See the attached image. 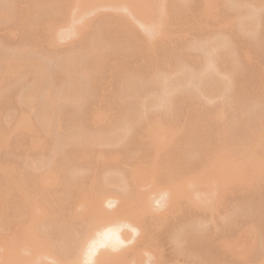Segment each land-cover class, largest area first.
Wrapping results in <instances>:
<instances>
[{"label":"rangeland","instance_id":"obj_1","mask_svg":"<svg viewBox=\"0 0 264 264\" xmlns=\"http://www.w3.org/2000/svg\"><path fill=\"white\" fill-rule=\"evenodd\" d=\"M65 1L68 0L56 3L51 0H0V57L10 62L28 57L45 69L43 72L41 68L45 78L42 76L40 81L41 84L44 79L45 87L42 83L34 102L24 103L25 92L38 83L39 75L32 71L34 75L25 72L21 78L3 84L0 90V186L12 175L19 180V187L11 188L5 199H11L14 208L22 193H31L32 199L41 200L43 208L47 207L45 212L49 215L45 214L43 219L27 215L23 220L24 231L32 233L33 225L41 233L42 240L55 244L51 248L56 253L64 251L68 245L73 249L80 227L75 232L74 229L79 222L64 209L69 202L66 197L75 196L78 183L86 184L85 189L88 182L92 183L85 195L97 198L101 207L114 210L120 206V199L106 207V197L116 193L126 196L130 186L126 181L127 185H123V181L132 183L131 174H137L156 158L166 168L157 174H145L137 189V198L147 197L152 206L148 213L139 217L135 233L128 226L122 227L128 239L124 236L125 244L110 250L113 255L124 259L128 257V247L138 246L140 259L135 264H264V158H253L264 157V134L261 139L253 137L264 127V2L257 5L255 0H216L217 12L221 15L217 14L216 20L210 17L211 20L198 22L190 17L189 8L194 0H162L163 6L168 7L165 12L171 17L165 15L169 38L166 33L162 41L157 39L160 44L154 41L153 49L142 47L140 51L135 41L120 29V24L113 23L128 13V19L133 21L128 0H123L125 4L122 5L126 7L116 8L105 2L89 10L77 9L76 3V7L68 4L69 7L64 8ZM169 9L172 14L168 13ZM248 14H256L254 18H260V24L248 29L250 31L239 32V23ZM185 15L191 19L187 20ZM168 18L174 19L171 25ZM47 19L56 22L53 35L44 32ZM73 19L83 25L79 32ZM134 22L136 31L144 34L141 24ZM152 22L150 27L154 34L156 21ZM69 23L71 27L73 24V29ZM50 35L55 36V41L48 38ZM89 43L95 46L90 44L89 47ZM242 49L249 53L247 59L242 58L241 52L245 51ZM209 61L212 69L204 66ZM201 65L206 67L202 76L198 75L196 81L191 77L194 80L190 84H195V88L186 84L187 87L182 88L186 72L191 71V66L198 69H193L194 74L201 72ZM177 71L181 76L183 73V79L177 76ZM163 74L164 77L167 74L168 79L162 77ZM173 74L176 80L177 77L182 80L180 91L177 92L179 87L175 91L170 89L174 92L160 99L163 103L169 96V103L173 102L169 105L167 101L162 105L158 102L161 106H155L157 102L154 101V106L151 103L148 108L143 105L150 97L156 100L160 80L171 82ZM210 78L215 92L198 94L195 89ZM75 80L81 85L83 98L72 105L75 103L61 97L65 85ZM133 88L140 94L135 100L127 96L133 95L132 91L129 93ZM45 90L54 94L52 101L44 99L45 93L41 92ZM150 93L146 97L145 94ZM141 105L144 108H140ZM44 109L54 116L50 125H45L39 117ZM156 121L168 124L170 135L167 145L160 144L153 149L147 141L144 125L155 128L159 125ZM114 124L113 132L116 130L117 135L123 134V137L111 134ZM80 131L88 137H99V142L72 139L62 144L72 132ZM190 139L195 142L187 148L185 142ZM100 150L113 157L100 160L97 158ZM221 152H228L231 160H244L247 164L253 158V163L249 168L235 163L236 182L225 181L203 189L201 183H196L199 171L211 169L213 174ZM50 168L60 178L57 184L42 190L34 185L35 175ZM166 184L177 189L171 198L162 195ZM187 186L195 192L179 191ZM196 195L199 198L195 199ZM10 214L9 219L14 216ZM11 232V228H0V235L5 237V240L0 239V262L3 248L14 241ZM68 232L74 239V234L77 235L71 241L73 246ZM236 241L240 247L236 246ZM20 242L23 243L19 257H23L29 251L24 249L25 241ZM152 244H157L156 251H151ZM69 248L62 251L64 256L67 251L70 255ZM45 261L51 262L48 258Z\"/></svg>","mask_w":264,"mask_h":264},{"label":"bare ground","instance_id":"obj_2","mask_svg":"<svg viewBox=\"0 0 264 264\" xmlns=\"http://www.w3.org/2000/svg\"><path fill=\"white\" fill-rule=\"evenodd\" d=\"M51 1L53 3L59 2V0H51ZM73 1H72V5H71V0L63 2L64 8H65V6L67 8V6L69 4L70 6H74V7L77 6L78 7L77 9H81V10L83 9L84 10V8H86L87 10H89V9H92L90 7H94V8L96 7L97 8V7H100V5H102L103 3L105 4V2H106V4L109 3L110 6H114L117 8V7L124 6L122 4H125L123 2L126 0H124V1L123 0H79L80 2L77 0H73ZM136 1L138 2L137 4H135V0H128L129 3H127V5L130 4L132 6L131 10H133V12H130L131 14H134L133 15L134 18L131 19V20H133L132 22L130 21V19H128L130 16V14L128 13L129 16L126 14V17L124 16V18L119 17L120 18L118 20L119 22H117V20H114L113 23H115V24L119 23L120 24L119 27H120V29H122L123 33L126 32L128 38L133 39L135 41L136 49L139 48L140 51H142L141 48L145 47L146 49L150 50V48L153 46V44H155L154 41L156 40L155 41L156 43L159 42V41H157V39L158 40L160 39L162 41L161 38L165 37V35L167 33V31H166L167 20H166L165 15L168 16V14L165 11H167L168 7L166 8L167 5L163 6L162 0H136ZM255 1H256L257 5H261L260 3L264 2V0H255ZM78 2H79V4H77ZM74 3H76V6L74 5ZM164 4H165V2H164ZM216 6H217L216 0H194L193 5L190 7L191 10L189 8V11L191 12L190 17L192 18V20L193 19H195V21L198 20V22L199 21L200 22L201 21H208L211 19L213 20V18H214V20H216L215 18H217L219 16V15L217 16V14H220L219 12H217V10L219 11V9H217L218 7H216ZM74 7H73V10H74ZM124 7H126V6H124ZM168 13L172 14V12H170V9L168 10ZM184 14H186V12ZM189 15H190V13H189ZM250 15H252V14H248L247 15L248 17L246 19H245L246 15H244V17L242 18L243 20L241 19V22L239 23V30H241V31H239V32H242V33H243V31L247 32V31H250L248 29H250L251 27L253 28L255 26H259L258 24H260L261 19L258 18L260 21L255 19L254 16L256 14H253L254 16H250ZM63 16H65V15H63ZM169 16H170V14H169ZM172 17L174 18V16H172ZM185 17H186V15H185ZM190 17H188V18H190ZM210 17H211V19H209ZM255 17L257 18V16H255ZM110 18L112 19L113 17H110ZM131 18H132V16H131ZM169 18H171V17H169ZM169 18H168V20H169L168 22H170V25H171V23H172L171 20L174 21L175 18L171 19V20ZM188 18L186 17L187 20H188ZM248 18H252V19H248ZM51 20H53V19H50V21H48V19L46 20V22L44 24L45 25L44 28L46 29V31H44V32H46V34L51 33L53 35V30H54V26H55L56 22L54 23ZM64 20H66V19H64ZM152 20L156 21V23H155L156 24V28H155L156 32H154V34H153V31L151 30L152 28L150 27V24L153 25ZM74 21H75V19L72 20V23ZM134 21H136L139 25L141 24V27H142L141 32H143V30H144V32H145L144 34L140 33V30L136 31V28H135L136 26L134 27V25H135ZM76 24H77V22H76ZM71 25H72V27L70 26V23H69V26L73 29L74 26H73V24H71ZM78 25L83 26L82 24L75 25L76 30L79 28V30L77 32H79L81 29V26L77 27ZM167 26L170 27L169 24ZM254 29L251 31H254ZM156 35H158V36H156ZM166 36L168 37V33ZM170 36H171V33H170ZM49 37H50V39H53L55 41V38H54L55 36L53 37L50 35V36H48V38ZM164 42H162L161 44L164 43V45H165L166 39H164ZM90 44L91 43H89L88 46ZM159 44H160V42H159ZM91 45L95 46V44H93V43ZM130 45L132 46V44H130ZM211 45H213V44H211ZM97 46L98 45H96V47ZM214 47H215V45H214ZM91 48H92V46H91ZM242 48H243V46H242ZM94 49H92V50H94ZM99 49H102V48L99 47ZM151 49H153V48H151ZM245 49H247V48L245 47ZM245 49H242V50H245ZM143 50H144V48H143ZM247 51H249V48ZM247 51L245 50V51L241 52L242 53L241 56H243L242 58L247 59L249 57V53ZM23 58H25V59H23ZM23 58H22L23 60L22 59H20V60L15 59L14 61L12 59L13 62L12 61L10 62L9 60H7L8 58L4 59V58L0 57V90H1V86L3 84H5L6 82L10 81L11 79H15V78H19V77L21 78L23 73L25 74V72L28 73V72L32 71L35 75H37V76L39 75V77H38V81L36 79V82H38V83L35 86H33V84L35 82L32 81L33 87L29 91L25 92V97H24L25 102L24 101L23 102L25 104H27V103H31L33 99L35 100L34 97H35L36 93H38V91H40L39 90L40 86H42V85L44 86V82H43L44 79L42 80V83H43V84L41 83L42 85L40 84V81H41L42 76H43V78H45V76H44L45 74L43 75V73L41 71L42 70L41 68L43 67V65L41 66L39 63L35 62V60L34 61L31 60V58H28V57H23ZM62 62H63L62 64H65V61H62ZM208 65L210 67V65H212V63L210 61L207 65H205V63H204V66H206V67ZM201 66H203V65H201ZM204 66H203V68H201L202 69L201 72H199V71L196 72L197 75L194 74L193 72H195V70H198V69H196V66H191L192 67L191 69H189L190 67L187 68L191 71L186 72L187 75L184 73L187 76V77L184 76V78L186 77L185 79H183V73L181 76L178 71H177L178 72L177 76L180 75V78L182 77L181 79H183V81H184L183 85L184 84H186L187 86L191 85V86H194V88H195V84L194 85H193V83L190 84V81H192L194 79H195L194 81H196V77H198V75L204 73V71L206 69V67H204ZM209 67H207V68L209 69ZM193 69H195V70H193ZM44 70L45 69L43 67V72H44ZM185 71H182V72H185ZM32 72H30V73L32 74ZM34 74H32V75H34ZM174 75L176 76V74H173V76ZM192 75H194V76H192ZM169 76H172V75H169ZM175 76L173 79L176 78ZM200 76H202V75H200ZM200 76H199V79H200ZM162 77H164V74L162 75ZM167 77H168V75L165 74L164 78H167ZM191 77H193L194 79ZM167 79L165 80L162 78V80H160L162 83H160L159 86L157 85V87H158L156 89L157 95H155L156 100L155 99L150 100V98H151L150 97L149 101H146V103L143 104V101H144L143 100L141 104L146 105L147 108L151 106V105L148 106L151 103L153 104L152 106H154V104L156 102L157 103L155 104V106L157 104L160 105L159 104V103H161L160 99L164 98L163 95H165V98H166V93L168 94V92H169V94H170L171 92H174L175 89H177L179 86L182 85L181 84L182 80L178 79V77H177L178 81L176 79L173 81V79L170 78L171 82H169ZM180 80H181V82H180ZM200 80H198V81H200ZM12 81H14V80H12ZM73 81H71L67 85H65V87L63 89L64 90L63 95L61 98L64 99V101H66V102L69 101L70 103H75L72 105H76L78 103V100H80V98L82 97V95H81L82 91H80L81 85L79 84V81L75 80L77 83L73 82ZM210 81H211V78L206 82L205 85L202 84V86L200 85L199 87L197 86V83H196V88L197 87L198 88L195 89V91L197 90L198 94H200V95H202V94L207 95V94H211V93L215 92V90H214L215 88L211 87ZM183 85H182V88H184L186 86V85H184V86ZM124 86H126V85L124 84ZM180 88L181 87L178 88L177 92L180 91L179 90ZM28 89L29 88H27V90ZM133 89L134 90H130V91L127 90V91H129V93L132 91V93L134 95V92L136 89L135 88H133ZM170 89H172L174 91L171 90V92H170ZM156 90H155V92H156ZM49 91H50V88H49ZM49 91L45 90V92L44 91L41 92V93H45L44 99L47 102H49L50 100L52 101V99H53L52 96L54 95V94L52 95L51 92H49ZM152 93H154V92H152ZM38 94H40V92ZM127 94H128V92H127ZM136 94H137V91L135 92V95ZM138 94H139V92H138ZM138 94H137V96H135V95L133 96L130 94H128L127 96H129L128 98L134 97L133 100H135L137 97H139ZM145 95L147 97V95H151V93L145 94ZM36 97H37V95H36ZM168 97L169 96H167V99H168ZM144 98L145 97H143V99ZM167 99L165 101L163 100L162 102L165 104L167 101L168 105L171 102H173V101H171L169 103V99L168 100ZM34 100H33V102H34ZM146 100H148V99H146ZM139 101H140V99H139ZM154 101H156V102H154ZM163 103H161V105ZM143 105H141V107L140 106L139 107L142 108ZM143 108H144V106H143ZM41 110H43V108ZM44 110L45 111H42V113H40L39 117L41 118L42 122L45 125H50L51 120L53 119L51 117H54V116L53 115L50 116L51 114L49 113L48 109L47 110L44 109ZM24 118H25V116H24ZM37 118H38V116H37ZM40 118H39V120H40ZM209 118H212V116L209 115ZM158 122H160V121H158ZM161 122L163 124V121H161ZM124 123L128 124V122H124ZM158 124L159 125H156L155 128L150 127V125H147V124L144 125L145 131L144 130L143 131L146 133V134L145 133L144 134L146 135V137L148 139L147 141L153 149L157 148V146L160 144L167 145V143L169 142V135H170L169 128L170 127H168V124H164V125H161V123H158ZM116 127L119 128V126H117V125H116ZM125 127L126 126H124V128ZM121 128L122 127H120V129ZM124 128H122V130ZM114 129H115V124L112 125V131L111 132H113ZM78 130H79V128H78ZM259 130L260 131L257 130L255 135L253 136L256 139H261L263 137L264 127L263 128L261 127ZM117 132H119V131H117ZM74 133L72 132L70 135H68V137L66 138V141L64 139V141H62V144L65 145V144L69 143L70 141H72V139H84V140L88 139L87 141L94 142V143L99 142V140H100L99 137L97 139L95 137L94 138L88 137L85 133H84L85 135H83V133H81V131L78 133H75L76 135H74ZM111 134L116 135V137L118 136L117 135L118 133H116V130ZM120 135L121 134H119V136ZM121 136L123 137V134ZM113 137H115V136H113ZM67 139H71V140H67ZM115 139H117V138H115ZM102 140H103V138H102ZM194 142H195V139H190V140L185 142V144H186L185 146L187 148H190ZM255 146H256V143H255ZM183 149H185V148H183ZM111 155L112 154H109L106 152L103 153L100 150L97 153V158H99L100 160L109 159L111 157ZM258 156L253 157L254 160H257V159L259 160V159L264 158L263 156L262 157H258ZM112 157H113V155H112ZM178 157L180 158L179 154H178ZM253 158L247 164L244 160H238V159L231 160L228 152H221L219 165L213 170V174L210 171L211 169H208L207 170L208 172H206L204 170L199 171L200 174L196 178L197 179L196 183H201V185H203L205 187L203 189H206V188H210L212 186L218 185L219 183H225V181H227L229 184L233 183L234 181L236 182L238 171L234 167L235 163L236 164L241 163L243 165L245 164V166L246 167L248 166L247 168H249L251 166V164L253 163ZM152 160H154V159H152ZM155 160H156V158H155ZM155 160L151 164L149 163V165H147L144 169L139 170L137 172V174H135V175L131 174V177H133L132 183L131 182L128 183V181L126 179L125 180L123 179L124 184L123 183L122 184L123 185L128 184L130 186V187H127L130 189H129V192H127L126 196L116 193L112 196L110 195L109 197H106L107 198V200H105L106 207L112 205L114 203L115 199H120V201H121L120 206L114 210H108L105 208V206H104V208L101 207L100 205H98L97 198H89L85 195L87 189L90 187V185L92 183L90 184V182H88L90 185L89 184L87 185V189H85L86 184L84 186L83 182H81L83 186L80 183H78L79 187L75 186L76 188H78L77 190L74 188V190H76L75 196L74 195L72 196L70 194L69 195L70 198L66 197L67 202H68V200H69V202L67 203V205L65 202V205L67 206V208L64 210H66L69 213L71 218H73L74 220H77L79 222L78 226L74 229V232L78 227H80L79 228L80 231H78L79 229L77 230L79 232V236H78V239L76 240L75 245H74V242H71V241H73L77 238V235L75 236L76 233L74 234V237H75V239H74V238H72L73 234H70L68 232L69 233L68 238H69V235H71L70 238H72V239L70 240V242H71L72 246L73 245L74 246H73V249L69 248L71 245L64 247V248H66L64 251H66L67 248H69L71 253L73 252L71 254L69 251L70 255H67V253H68V251H67V253H65L66 254L65 256L63 254V252H64L63 250H61V251L57 250L60 253L59 252L56 253V251L54 252L52 248H53V246H55V244L54 245L50 244V242H48L49 240L48 241L45 239L42 240L43 238L42 239L40 238V236H42L41 233H39L38 230H35L33 225L31 226L32 233L28 234L27 231H24V225H25V223H23L24 218L27 215H32V216L37 217V218L45 217V214L47 213V212H45L47 210V207H45V209H44L43 205L40 202L41 200L32 199V194L27 192V193L21 194V197L18 198V201H17L18 204H16L15 207H14L15 203L14 202H13L14 204L12 203L13 207H14V208H12L11 203H10L11 199H9V198L5 199L6 198L5 195L7 196V194H8V196H9V191L11 188H18L19 187L18 186L19 180L17 179V177L15 175H12V177L9 180H5L6 184H3L0 186V226H2L5 229H8V228L12 229L11 233L13 235L14 241L10 244L5 245V247L3 248L4 249V251L2 253L3 260L0 262V264H135L136 262H138L140 259V252L139 251L141 250V248H139L138 246H134V247H130V248L128 247L127 248V250L129 249L128 253H127V250L125 252V253H127L128 257H125L124 259L123 258L119 259V257H116L115 254L113 255L110 250L116 249L122 243L125 244L124 242L126 241V239H128L127 238L128 236L126 237V235L124 234L125 231L123 233L122 227L128 226V228L130 227V230L133 231L132 233H135V231H137V229H138V225L136 224V222L138 221L139 217H141L145 213L149 212V209L152 206V205L150 206V201H149L150 199H148L147 197H143V196L140 199H138L137 198V196H138L137 189L139 187V185H138L139 180L144 181V179H142V178H144L145 174H148V173L157 174L160 169L164 170L163 168H166L165 166L162 167L163 164L160 165V163H158L157 160L156 161ZM32 167H34V166H32ZM246 167H245V170H246ZM165 171H166V169H165ZM185 171L183 172V175H184V173H186ZM35 176L36 177L34 179V185H36L38 188H40L42 190H44V188L49 189V186L51 188V186L55 185L54 183H56V184L58 183L56 181H58V178H60L58 176V173L54 172L52 168H50L46 171L40 172ZM125 181L127 182V184ZM181 185H184V183ZM185 185H187V183H185ZM74 190H72V191H74ZM176 190L177 189L175 187L173 188V187H171L170 184H166L165 189H164L165 193L162 195L164 196V198L166 196H169V198H171L173 196V194L176 192ZM190 190L192 192H195L194 191L195 189H190V186H187L185 188H181V190H179V191L180 192L181 191L187 192ZM106 195H107V193L105 194V196ZM71 197H75V198L72 199ZM159 197H161V195H159ZM197 198H199L198 195L195 196V199H197ZM158 199H160V198H158ZM157 201L159 202V200H157ZM207 201L205 199V202H207ZM160 204H161V201H160ZM78 208H80V210ZM127 211L129 212L128 214L125 213ZM10 213H14V216L11 219H9ZM46 216H49V215L46 214ZM58 222H59V220H58ZM30 225L31 224L29 223V226ZM54 226L58 227V225H56V223H54ZM2 227H0V228H2ZM124 236L126 237V239ZM68 238H67V240H68ZM0 239L5 240V237L0 235ZM130 239L131 238H129V240ZM20 240L25 241V243H24L25 248L24 249L29 251V253L23 257H19L20 244L23 243V242H20ZM64 241H66V239ZM68 242L69 241H67V243ZM235 244H236V246L240 247V245H237V241ZM150 247H151V251L152 250L156 251L158 248L157 244H152ZM230 248H232V246ZM233 248H234V246H233ZM98 250H99V253H97ZM45 258L50 259L51 262L46 263ZM121 259H123V260H121ZM158 260H160V259H158ZM157 263H161V261H158Z\"/></svg>","mask_w":264,"mask_h":264}]
</instances>
